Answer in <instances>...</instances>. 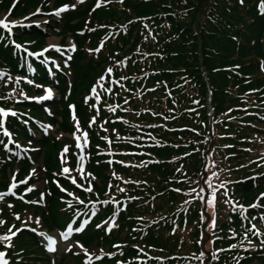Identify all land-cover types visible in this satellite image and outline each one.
<instances>
[{
	"label": "trees",
	"instance_id": "trees-1",
	"mask_svg": "<svg viewBox=\"0 0 264 264\" xmlns=\"http://www.w3.org/2000/svg\"><path fill=\"white\" fill-rule=\"evenodd\" d=\"M49 3L68 4L48 28L70 35L76 52L67 66L61 50L33 59L22 49H42L43 33L0 28V105L15 113L16 139L33 145V120L61 115L71 130V104L87 133L86 172L74 188L50 183L42 201L27 188L0 200V237L20 230L0 248L10 244L15 264L48 261L21 230L32 212L47 229L73 216L75 239L104 251L91 264H264V0H0V14ZM50 86L63 108L52 119L60 105L32 99ZM7 145L1 135L0 172L16 164L20 179L38 156L16 160Z\"/></svg>",
	"mask_w": 264,
	"mask_h": 264
},
{
	"label": "rangeland",
	"instance_id": "rangeland-1",
	"mask_svg": "<svg viewBox=\"0 0 264 264\" xmlns=\"http://www.w3.org/2000/svg\"><path fill=\"white\" fill-rule=\"evenodd\" d=\"M12 4H14V2ZM64 6H68V4H61L54 7L52 3H49V7H51V9L47 12H44L41 7L37 6L36 9L34 8L30 10L29 12H27L26 14H24L19 18H14L10 13V10L3 9L0 14V19H4L6 23L12 25L13 33L9 35L11 38L13 37L14 31L17 30H24V29L28 30L33 28L39 30L41 33L45 35V38L41 45L42 49H38L35 52L43 53V55L39 56L43 58L46 54L49 53V50L58 51L57 49H59V51L60 50L62 51L64 57V59H62L63 65L67 66L68 62L72 60L73 54L76 52L77 49L74 39L70 35L65 36L64 34H60L59 33L60 29H57L55 33L52 30L49 31L48 28L49 20L59 22L61 16L64 15L69 10L68 8L69 6H68L66 11L61 12L59 13V15H57L56 13L58 12V10ZM72 6L73 5H70V8H73ZM48 32H50V35H46ZM25 49L29 50L28 48ZM45 49H48V51H45ZM48 71L50 73V70ZM10 90L11 89H8V91L11 94V97L16 96L15 93H12ZM49 90L52 93L51 97L48 99H43L45 96H47ZM32 97H33L32 99H34L35 102L40 103L43 106V108L54 106L55 104L60 105L57 111H53L49 109L50 111L46 113L50 119H52L53 114H59L63 110L60 104L61 101L60 94L57 91V89L52 86L43 88L42 91H40L39 93H37L35 96ZM68 108H69V116L67 118V122L68 125L71 126V130L68 129L64 130L62 128L61 122L64 121L61 115H57L55 117V121H57V123L55 122L52 123V121L50 120L43 122L33 120L32 125L33 126L35 125L37 128L35 133L31 132L33 134L30 138L31 141H33V145H31L30 143L22 144L20 141L16 139L15 134L10 130H9L10 135H6L4 131L5 129H7V123H5L6 124L5 127H2L1 118L3 117V115L0 116V134L2 135V137L8 140V145L5 146L4 150L10 151L12 154L11 156H13L16 160H21L23 158L29 159L31 153H34L33 155L37 154L38 156L36 162H34L32 159H29L28 161L29 169L25 174H23V176L20 179L18 177L15 178L12 177V175L18 171V167L16 166V164H11L8 166V168L5 169L4 172H0V180L4 181L7 187L5 191L0 190V194H6L3 196L2 199H5L6 197L9 196L15 198V195H13L14 192H17V190L21 188H27L23 193L24 195L30 194V196H32L31 194H33L34 192L35 193L38 192L39 194L42 193L39 196L40 200L42 201L46 197V195L48 196L50 195L48 192L45 191V187H49L50 183L56 184L60 182V180H62L70 183L73 188L74 186L76 187L77 184H80V181H82L83 175L86 172L87 162H86V158L84 157V149L87 147L88 139H87V133L81 130L78 118L74 114V109L72 105L68 104ZM26 126L29 125L26 124ZM36 132H38L39 134H37ZM42 139H44L43 141L44 145L41 143ZM9 147L16 148L17 152H13V150H9ZM65 149H67V151H65ZM47 159L50 160L49 163L51 164L50 169L47 167V164L45 168V163ZM8 161H12V159L10 158ZM65 168H67L69 171L64 172L63 170ZM58 177H60L61 179H59ZM210 178L215 179L214 173L211 174ZM18 180L20 181L19 183L17 182ZM21 181H26V183H21ZM13 183H15L17 187L15 189H12V191L10 192L9 189ZM30 187L32 188V191H28ZM64 189L66 190V188ZM71 190L72 188L67 190L68 197L70 198V200L74 201L72 197V193L70 192ZM67 203H69V201ZM42 205L45 206V204ZM25 217L23 220V224H21L20 226L37 228L38 226L37 214L32 212L31 213L27 212L25 213ZM72 217H70V219L65 218L66 220L65 219L63 220L64 223L62 227L60 226V228L47 229L45 227H42L41 225L37 229H34V231H31L28 228L21 229V230H25L28 234L35 236L45 248V252L47 254L46 256H48L47 257L48 261L46 262L42 261L41 262L42 264L43 263L91 264L93 261L99 260L100 255L98 254H102L104 251L98 248H93V246H92L93 249L90 250L85 249L83 245L78 240L75 239L76 233L74 234V231L72 233L71 238L68 241H63L61 239L60 234L66 232L69 225L72 226V221H71ZM58 219H60V216L58 217ZM9 229H11V226L8 228L7 230L8 232ZM17 230H15L14 232H16ZM10 235L11 233H9V236ZM49 236L55 238L58 241L57 243L58 250L55 252L49 251L47 249V238ZM1 242L5 243V241L3 240H0V243ZM69 244L73 245L71 251L66 250ZM3 249L4 251H7V258L10 260V262L14 263L15 258H17L19 255L18 254L11 255L9 253V249H7L6 247L0 248V250ZM32 249H38V248L32 247ZM254 264H260V263L255 262Z\"/></svg>",
	"mask_w": 264,
	"mask_h": 264
},
{
	"label": "snow or ice",
	"instance_id": "snow-or-ice-1",
	"mask_svg": "<svg viewBox=\"0 0 264 264\" xmlns=\"http://www.w3.org/2000/svg\"><path fill=\"white\" fill-rule=\"evenodd\" d=\"M17 2H19V0H17ZM78 2L83 3L84 0H78ZM241 2H243V0H241ZM97 6H99V4ZM67 7L68 6H64V7L60 8L56 14L59 15V13L66 11ZM72 7H75V5H73ZM0 27H2L4 29H9V24L6 23L4 19H0ZM52 47H55V46H52ZM57 50H59V49H57ZM45 51H48V49H45ZM41 55H43V53H41ZM108 71L111 72V69H109ZM0 78H2V77H0ZM17 82H19V81H17ZM93 91H95V89H93ZM51 95H52V93L49 90L47 96H45L43 99H48V98L51 97ZM8 114L9 113H7L4 110L0 109V115L7 116ZM11 114L15 115V113H11ZM85 137H86V134H85ZM77 139H79V138H77ZM65 151H67V149H65ZM63 171L64 172H68L69 170L67 168H65ZM21 183H26V181H21ZM16 187H17V185L15 183H13L11 185L9 191L11 192L12 189H15ZM221 187H223V185H221ZM28 191H32V188L30 187L28 189ZM88 191H91V188H89ZM4 195H6V194H0V199H2ZM225 195H227L226 191H225ZM261 196L264 197V193H262ZM215 197H216V191L214 190L212 192V194H211V199H209L207 201L208 205L210 207H213V209L215 208ZM256 206L257 205H252L251 207H256ZM244 211H246V210H244ZM16 219H19V217L17 216ZM3 223H4L3 221H0V224H3ZM37 223H39V220H37ZM210 227H215V215H213V217H212V223H211ZM19 231L20 230L18 229L16 232H12V229H9V232L11 233V235L10 236L6 235L4 237H0V240H11L12 237L17 235V232H19ZM73 231L80 232V231H82V229L79 228V227L73 229L72 226L69 225L67 231L60 234L61 239L63 241H68L71 238ZM255 234L259 235L258 232H256ZM57 243H58V241L55 238L49 236L47 238V249L49 251H52V252L57 251L58 250L57 249ZM249 243H251V241H249ZM262 243H264V241H262ZM72 247H73V245L69 244L66 250L67 251H71ZM233 247H235V245ZM0 264H9V262L5 259V253H2V252H0Z\"/></svg>",
	"mask_w": 264,
	"mask_h": 264
},
{
	"label": "water",
	"instance_id": "water-1",
	"mask_svg": "<svg viewBox=\"0 0 264 264\" xmlns=\"http://www.w3.org/2000/svg\"><path fill=\"white\" fill-rule=\"evenodd\" d=\"M209 109H210V107H209Z\"/></svg>",
	"mask_w": 264,
	"mask_h": 264
}]
</instances>
